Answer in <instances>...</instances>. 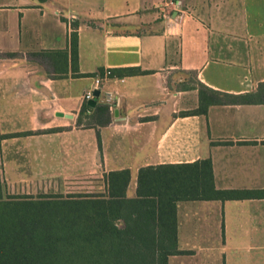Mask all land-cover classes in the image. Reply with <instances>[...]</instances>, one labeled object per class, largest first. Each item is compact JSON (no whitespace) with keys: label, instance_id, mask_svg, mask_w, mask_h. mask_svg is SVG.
<instances>
[{"label":"crops","instance_id":"0c3cea01","mask_svg":"<svg viewBox=\"0 0 264 264\" xmlns=\"http://www.w3.org/2000/svg\"><path fill=\"white\" fill-rule=\"evenodd\" d=\"M97 77L110 123L78 126ZM263 82L264 0H0V193L38 197L87 157L129 170L130 199L141 169L207 159L217 190L264 191V104L198 112L200 85ZM176 221L167 264H264V197L180 201Z\"/></svg>","mask_w":264,"mask_h":264},{"label":"trees","instance_id":"16d2710c","mask_svg":"<svg viewBox=\"0 0 264 264\" xmlns=\"http://www.w3.org/2000/svg\"><path fill=\"white\" fill-rule=\"evenodd\" d=\"M71 50L76 62L77 33ZM199 92L201 114L216 104H264V82L256 94L236 96L204 85ZM109 123L107 105L93 111L85 105L77 125ZM103 181L102 191L66 196L0 193V264H167L177 252L178 202L264 197V191L217 190L210 159L141 169L133 199L127 197L129 170L110 172Z\"/></svg>","mask_w":264,"mask_h":264},{"label":"rangeland","instance_id":"374dc122","mask_svg":"<svg viewBox=\"0 0 264 264\" xmlns=\"http://www.w3.org/2000/svg\"><path fill=\"white\" fill-rule=\"evenodd\" d=\"M87 115H84L86 118ZM89 121L84 119V124ZM87 156L89 153L87 152ZM84 168L76 164H69L67 166L55 163L53 177L48 179L47 184L42 181L37 189V195L41 194H75V193H89L99 192L104 190V182L100 172H95L92 158L87 157V162ZM80 168V169H78Z\"/></svg>","mask_w":264,"mask_h":264},{"label":"built area","instance_id":"2783aa9c","mask_svg":"<svg viewBox=\"0 0 264 264\" xmlns=\"http://www.w3.org/2000/svg\"><path fill=\"white\" fill-rule=\"evenodd\" d=\"M112 75V72L110 70L106 71L105 72V77H110ZM101 84H102V78L101 77H97L96 80H95V87L90 90L89 92H87L86 96H85V102H86V106L88 108H90L92 111L96 108V106L99 104V97L101 95V92H100V95L98 97L95 96V91L96 90H101L100 87H101ZM95 101L96 104L95 106H92L90 103ZM91 113V112H90Z\"/></svg>","mask_w":264,"mask_h":264},{"label":"water","instance_id":"95a60500","mask_svg":"<svg viewBox=\"0 0 264 264\" xmlns=\"http://www.w3.org/2000/svg\"><path fill=\"white\" fill-rule=\"evenodd\" d=\"M94 93H95V96H96V97H98V96L100 95V91H99V90H96ZM90 104H91L92 106H95L96 102L93 101V102H91Z\"/></svg>","mask_w":264,"mask_h":264}]
</instances>
